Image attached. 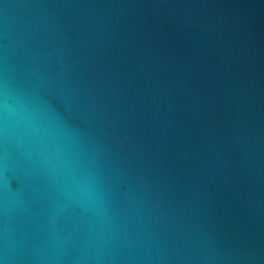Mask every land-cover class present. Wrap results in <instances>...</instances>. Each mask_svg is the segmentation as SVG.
Returning a JSON list of instances; mask_svg holds the SVG:
<instances>
[{
    "label": "water",
    "instance_id": "obj_1",
    "mask_svg": "<svg viewBox=\"0 0 264 264\" xmlns=\"http://www.w3.org/2000/svg\"><path fill=\"white\" fill-rule=\"evenodd\" d=\"M0 264H264V0H0Z\"/></svg>",
    "mask_w": 264,
    "mask_h": 264
}]
</instances>
